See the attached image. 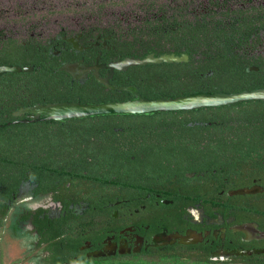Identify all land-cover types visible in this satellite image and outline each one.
<instances>
[{"label":"flooded vegetation","instance_id":"flooded-vegetation-1","mask_svg":"<svg viewBox=\"0 0 264 264\" xmlns=\"http://www.w3.org/2000/svg\"><path fill=\"white\" fill-rule=\"evenodd\" d=\"M173 2H143L120 29L87 7L78 24L0 30L2 65L33 68L0 82V129L37 132L24 162L0 164V264H264V102L114 121L32 110L185 96L204 86L187 64L212 55L255 61L244 82L264 83V0ZM170 56L188 61L124 63Z\"/></svg>","mask_w":264,"mask_h":264},{"label":"water","instance_id":"water-1","mask_svg":"<svg viewBox=\"0 0 264 264\" xmlns=\"http://www.w3.org/2000/svg\"><path fill=\"white\" fill-rule=\"evenodd\" d=\"M168 63L188 61V57L176 58L174 56L154 58L149 57L145 60L129 59L124 62L126 65L136 66L148 63ZM121 63L114 65L119 68ZM86 68L82 64L65 65L61 70L70 74L81 72ZM33 71L30 67H20L13 65H0V77L7 74H19ZM135 97L127 101H109L103 103H80L64 102L37 106L33 112L43 115L44 120L55 122H67L73 119H86L102 116H127L143 115L150 116L157 113H175L183 111H193L205 108L229 107L232 105L250 102H264V88L242 92H197L179 97H158L154 99L143 98L137 92H133Z\"/></svg>","mask_w":264,"mask_h":264},{"label":"trees","instance_id":"trees-1","mask_svg":"<svg viewBox=\"0 0 264 264\" xmlns=\"http://www.w3.org/2000/svg\"><path fill=\"white\" fill-rule=\"evenodd\" d=\"M208 23V22H207ZM192 32H190L196 46H200L202 41L200 40L199 33L197 32L198 27L190 26ZM199 36V37H198ZM198 40V41H197ZM205 46L210 48L215 44L209 42V38L205 39ZM255 61H250L244 58L237 57H226L222 55H212L206 56L205 58H191L190 62L187 64L188 67L194 68L190 73H195V75L200 78L202 76L201 82H204V86H195L189 88L185 94H191L196 92H226L235 93L242 92L245 90H255L264 87V83H257L256 85H247L245 81V76H256L257 73L247 74L246 68ZM5 64L0 61V65ZM213 75H209L210 73ZM24 74V73H23ZM23 74H7L0 77V82L5 84H10L13 82H19L17 77ZM255 78V77H254ZM196 79V78H195ZM84 99L82 102H86ZM97 102V101H94ZM7 108V107H6ZM12 109V108H9ZM8 110V108H7ZM11 111V110H10ZM9 112V111H7ZM0 114H5L0 106ZM120 118L118 116H106L101 117V119L116 120ZM1 121V117H0ZM1 123V122H0ZM37 132L32 129L21 127H4L0 129V164L5 162L10 164L12 167H18L24 159H22V153L27 151V147L37 144ZM4 193V192H3ZM6 193V192H5ZM7 194V193H6ZM8 195V194H7Z\"/></svg>","mask_w":264,"mask_h":264},{"label":"rangeland","instance_id":"rangeland-1","mask_svg":"<svg viewBox=\"0 0 264 264\" xmlns=\"http://www.w3.org/2000/svg\"><path fill=\"white\" fill-rule=\"evenodd\" d=\"M155 1L158 4H169L172 0H0V30L7 32H24L31 27L15 25L16 19H27L26 26L38 23L40 18L46 16L49 19L70 18L74 23L85 19L86 8L90 22H98L101 25L108 24L115 28H126L130 23L134 24L136 9L143 2ZM182 0H175L173 5H178ZM199 0H190L197 3ZM202 2L210 0H200ZM73 9V10H72ZM8 19V22H5ZM6 23V24H5ZM11 24V25H10ZM51 27H32L34 31ZM54 28V27H52ZM33 31V32H34Z\"/></svg>","mask_w":264,"mask_h":264}]
</instances>
